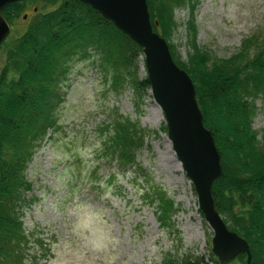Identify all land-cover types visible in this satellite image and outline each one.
Instances as JSON below:
<instances>
[{"label":"trees","instance_id":"obj_1","mask_svg":"<svg viewBox=\"0 0 264 264\" xmlns=\"http://www.w3.org/2000/svg\"><path fill=\"white\" fill-rule=\"evenodd\" d=\"M20 0L6 6L2 17L11 26L24 5ZM41 8L24 32L8 37L0 46V264H25L30 244L21 223V206L31 185L25 172L44 143L60 131L57 113L64 103L62 86L73 61L92 60L111 90L118 94L128 88L137 100L136 109L150 84L141 49L117 31L90 7L78 0H35ZM198 0H146L153 32L166 42L175 30L173 12L194 9ZM46 7L52 10L44 12ZM25 14L22 15V17ZM186 61L176 66L190 78L203 126L213 138L220 157L221 177L211 189L215 210L227 229L244 239L249 247V264H264V144H259L252 121L255 101L264 98V38L244 41L239 52L216 58L196 46L195 27L189 24ZM251 47L254 53H247ZM99 157L110 159L116 174L129 175L139 183L141 203L155 206L158 223L165 225L175 212L168 193L149 180L150 171L137 159L147 143L150 130L116 111L100 129ZM166 133V127L162 128ZM111 179V180H110ZM200 213V212H199ZM201 215V214H200ZM202 217V215H201ZM36 248H43L36 238ZM29 264H37L38 251ZM204 256L164 254L160 264H219L208 252ZM230 264H246L239 255Z\"/></svg>","mask_w":264,"mask_h":264},{"label":"rangeland","instance_id":"obj_2","mask_svg":"<svg viewBox=\"0 0 264 264\" xmlns=\"http://www.w3.org/2000/svg\"><path fill=\"white\" fill-rule=\"evenodd\" d=\"M40 3L31 0L24 5L9 25V37L14 39L24 32L41 8ZM52 9L46 7L44 12ZM173 16L175 30L165 42L180 62L186 61L189 52L191 23L196 46L216 58L236 54L247 39L262 42L264 38V0H198L194 9H176ZM251 52L253 49L248 47L247 53ZM2 62L0 50V67ZM145 73L141 67L140 76ZM62 90L65 99L57 113L60 131L35 154L25 172L31 185L21 206L20 221L30 242L25 264H29L37 249V264H55V242L71 238V211L77 204L92 205L105 214L120 239L118 264H160L164 254L201 255L207 260L212 230L199 213L193 185L174 154L167 133L162 132L166 123L160 110L154 112L156 104L150 90L145 92L137 110L132 92L126 88L114 93L109 78L92 60L73 61ZM255 106L252 129L262 145L264 98L257 99ZM116 111L152 132L147 138L151 149H142L137 159L150 171L149 180L160 185L175 204V212L165 225L158 223L155 206L141 203L139 183L132 177L118 175L109 182L117 169L110 159L99 157L100 129ZM97 143L100 148L95 147ZM89 147L93 148L94 157L86 165L80 152ZM36 238L43 248H36Z\"/></svg>","mask_w":264,"mask_h":264},{"label":"water","instance_id":"obj_3","mask_svg":"<svg viewBox=\"0 0 264 264\" xmlns=\"http://www.w3.org/2000/svg\"><path fill=\"white\" fill-rule=\"evenodd\" d=\"M20 0H0V46L10 27L2 17L7 5ZM110 22L142 51L150 92L161 111L167 138L183 171L193 185L198 209L211 228V253L219 264H230L239 255L251 256L244 239L227 229L215 210L211 196L213 183L221 177L220 157L213 138L203 126L193 84L173 62L167 43L153 32L146 0H78ZM26 19V15L23 16Z\"/></svg>","mask_w":264,"mask_h":264},{"label":"clouds","instance_id":"obj_4","mask_svg":"<svg viewBox=\"0 0 264 264\" xmlns=\"http://www.w3.org/2000/svg\"><path fill=\"white\" fill-rule=\"evenodd\" d=\"M96 148H100L99 143ZM87 165L93 161V148L82 149ZM71 238L58 239L53 251L55 264H118L120 239L108 224L105 214L88 204H77L71 211Z\"/></svg>","mask_w":264,"mask_h":264},{"label":"bare ground","instance_id":"obj_5","mask_svg":"<svg viewBox=\"0 0 264 264\" xmlns=\"http://www.w3.org/2000/svg\"><path fill=\"white\" fill-rule=\"evenodd\" d=\"M155 111H159V108L157 106H155L154 112Z\"/></svg>","mask_w":264,"mask_h":264},{"label":"flooded vegetation","instance_id":"obj_6","mask_svg":"<svg viewBox=\"0 0 264 264\" xmlns=\"http://www.w3.org/2000/svg\"><path fill=\"white\" fill-rule=\"evenodd\" d=\"M27 16V15H26Z\"/></svg>","mask_w":264,"mask_h":264}]
</instances>
